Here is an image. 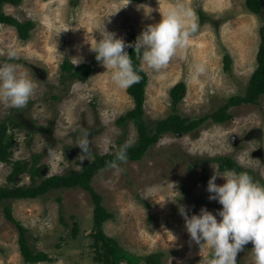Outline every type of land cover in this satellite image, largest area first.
<instances>
[{
    "label": "rangeland",
    "instance_id": "1",
    "mask_svg": "<svg viewBox=\"0 0 264 264\" xmlns=\"http://www.w3.org/2000/svg\"><path fill=\"white\" fill-rule=\"evenodd\" d=\"M176 4L191 8L199 27L166 68L155 72L141 64L147 75L144 119L153 126L172 113L170 89L177 82L186 86L177 108L189 118L217 110L233 95H244L257 64L264 10L252 13L244 0H79L75 5L70 0H21L1 6L4 14L34 24L29 37L21 39L14 26L0 23V63L17 65L18 73L33 81L34 93L23 108L0 103V121L18 122L7 131L13 139L11 162L24 166L9 180L11 163L0 162V187L38 184L50 175L80 171L95 155L114 153L125 143L136 145V127L116 122L134 102L126 89L112 82L90 43L101 38L103 27L123 40L129 31L138 37ZM9 50L17 53L14 60L8 59ZM225 54L230 57L228 70ZM64 60L75 66L95 63L85 79L71 80L61 71ZM196 64L205 72L195 73ZM228 109L232 117L227 122L208 119L186 134L164 132L140 160L127 159L122 171L107 166L95 173L91 186L112 214L103 231L123 249L140 256L161 251L162 264H206L211 250L192 241L179 209L184 207L189 216L201 208L216 214L213 206L220 204L210 200L207 191L209 178L221 171L213 159L230 157L264 182V96L256 104ZM85 130L90 133V156L81 161L75 143ZM33 156L42 174L34 181L29 177ZM216 183L224 181L217 178ZM5 203H0V264H27L19 251V231L5 215ZM9 205L14 219L26 228L27 243L51 258L35 264H102L93 258L94 204L87 190L52 189L36 198L12 199ZM252 248L251 242L243 246L237 264H254Z\"/></svg>",
    "mask_w": 264,
    "mask_h": 264
},
{
    "label": "clouds",
    "instance_id": "2",
    "mask_svg": "<svg viewBox=\"0 0 264 264\" xmlns=\"http://www.w3.org/2000/svg\"><path fill=\"white\" fill-rule=\"evenodd\" d=\"M198 27L195 12L183 4H176L162 13L158 23L147 25L134 44L126 43L103 27L101 38L95 39L94 44L90 43V50L95 53L96 60L110 71L112 82L120 89H127L140 82L139 71L142 70L134 67L127 48L134 49L142 65L159 72L166 68L179 49L187 47L190 36L197 32ZM16 55L15 50L7 52L9 60H14ZM194 70L200 74L205 72V67L196 64ZM33 93V81L26 74L18 73L17 65L0 63V103L23 108ZM89 136L85 130L75 143L81 149V161L88 160L90 156ZM129 147L128 143L118 146L115 159L109 162L111 168L123 170L120 166L127 163ZM217 178L224 183L217 184ZM207 191L210 200L222 205L215 215L206 208L191 216L184 207L179 209L192 241L211 250L206 264H237L238 253L249 242L253 244L254 264H264V183L247 171L217 170L208 180ZM217 217H220L219 221Z\"/></svg>",
    "mask_w": 264,
    "mask_h": 264
},
{
    "label": "trees",
    "instance_id": "3",
    "mask_svg": "<svg viewBox=\"0 0 264 264\" xmlns=\"http://www.w3.org/2000/svg\"><path fill=\"white\" fill-rule=\"evenodd\" d=\"M141 2L143 0H131ZM21 0H0V23L12 25L17 30L18 36L21 39L29 37V31L34 26L30 20L20 22L10 15H6L1 10L4 3L16 5ZM79 0H70L72 5H75ZM248 11L256 14H261L264 10V0H244ZM259 45L256 53V68L251 73L244 95H233L221 105L217 110L207 113L198 118H189L178 111V102L183 98L186 86L184 82H177L170 89V97L172 102V113L162 118L153 126H148L144 119V101H145V86L147 84V75L142 69L141 61L137 59L134 49L129 47L126 51L132 56L133 65L139 71L141 80L139 83L133 84L126 89L127 94L133 100L134 105L131 109L120 115L116 122L120 126L132 123L136 127L138 134L136 145L128 148V160H140L148 148L156 143L164 132H172L174 134H186L189 131L198 128V126L206 120H211L215 123L227 122L231 119L232 114L229 107L232 105L241 104H256L259 99L264 96V24L259 28ZM137 37L133 31H129L128 37L124 39L126 43L134 44ZM94 61L82 63L80 65H73L68 60H64L61 64V71L65 73L68 79H85L89 72L94 68ZM230 67V57L228 54L224 55V68L228 70ZM56 97V96H54ZM18 122L14 118L3 119L0 121V162L11 163V172L7 176L9 180H13L14 176L23 172V164L21 161L11 162V148L13 139L11 134H7L10 126H16ZM115 159V152L110 154L95 155L94 158L87 164L82 165L80 171H69L64 175H50L42 179L38 184L32 182L29 185H20L15 187H0V203H5L4 212L6 217L13 221L19 231L18 244L19 251L23 262L27 264H35L43 261H50L51 258L47 253L42 251H35L27 243L26 228L18 221H16L11 214V207L9 201L12 199L36 198L46 194L52 189L58 188H75L81 187L90 193L94 207H93V231L91 235L93 241L91 247L94 248V260L102 264H121L124 261L126 264H138L141 261L146 264H162L161 258L163 252H153L144 256L135 255L123 249L119 243L112 237L108 236L103 231V224L108 220L112 214L101 204V195H99L91 186L92 177L100 169L109 166V162ZM32 163L29 168V177L34 181L35 176L42 175L41 167L36 166L37 157L33 156ZM218 163L221 171L235 169L236 171H251L238 165L232 158L221 156L213 159ZM206 161H211L207 159ZM207 177L201 176L200 180H206ZM260 181V179H259ZM264 183L263 181H260ZM185 187L183 186V189ZM222 206L214 205L215 213L221 209ZM78 227L74 224L72 228L73 234H76ZM238 261V260H237Z\"/></svg>",
    "mask_w": 264,
    "mask_h": 264
},
{
    "label": "flooded vegetation",
    "instance_id": "4",
    "mask_svg": "<svg viewBox=\"0 0 264 264\" xmlns=\"http://www.w3.org/2000/svg\"><path fill=\"white\" fill-rule=\"evenodd\" d=\"M2 121V120H1Z\"/></svg>",
    "mask_w": 264,
    "mask_h": 264
}]
</instances>
